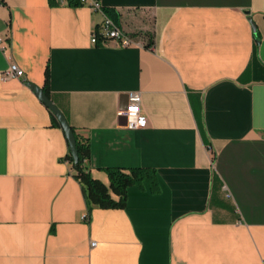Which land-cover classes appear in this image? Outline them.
Listing matches in <instances>:
<instances>
[{
    "label": "crops",
    "instance_id": "crops-1",
    "mask_svg": "<svg viewBox=\"0 0 264 264\" xmlns=\"http://www.w3.org/2000/svg\"><path fill=\"white\" fill-rule=\"evenodd\" d=\"M101 1L1 0L0 264H264V0ZM106 15L137 42L93 43ZM47 69L95 178L155 170L125 206L88 202Z\"/></svg>",
    "mask_w": 264,
    "mask_h": 264
},
{
    "label": "trees",
    "instance_id": "trees-1",
    "mask_svg": "<svg viewBox=\"0 0 264 264\" xmlns=\"http://www.w3.org/2000/svg\"><path fill=\"white\" fill-rule=\"evenodd\" d=\"M49 72L46 70V83L44 85L45 92L49 95ZM54 120L58 123L59 120L54 115ZM76 140L77 149L79 153V160L74 162L71 151L68 153V159L72 162L74 168L77 170L76 176L83 184L88 202L97 204L101 207H123L127 202V194L129 187L136 183L142 184L143 181L148 180L151 183L152 177L155 175V170L147 167H132L128 171L122 167H108L107 172L110 178V185L105 184L102 180L95 178L87 167V160L90 157V142L85 136H82L72 126ZM112 193L119 196L116 199Z\"/></svg>",
    "mask_w": 264,
    "mask_h": 264
},
{
    "label": "built area",
    "instance_id": "built-area-1",
    "mask_svg": "<svg viewBox=\"0 0 264 264\" xmlns=\"http://www.w3.org/2000/svg\"><path fill=\"white\" fill-rule=\"evenodd\" d=\"M59 1L63 3L66 0ZM78 2L80 4H86L90 6V8L93 10H103V4L101 0H78ZM100 28V31H96L92 34V42L95 44H105L111 39L116 40L122 46H129L137 42V40L132 35L118 27L114 20L107 15L101 23ZM23 75L24 70L16 63L11 64L6 71V76L22 77ZM129 100L131 101V104L126 108L125 111H122V113L126 114L128 117V126L130 128H140L146 126L148 123V118L142 113L140 94L137 92H132L129 95ZM96 243V241H92L91 245L94 246Z\"/></svg>",
    "mask_w": 264,
    "mask_h": 264
},
{
    "label": "water",
    "instance_id": "water-1",
    "mask_svg": "<svg viewBox=\"0 0 264 264\" xmlns=\"http://www.w3.org/2000/svg\"><path fill=\"white\" fill-rule=\"evenodd\" d=\"M28 85L34 90V92L37 94L40 100H42L51 109V111L55 114V116L61 123L65 131L66 137L68 139L69 149L72 153L74 162L77 163L79 160V153L77 149L76 136L64 112L57 106V104L53 101V99L45 92L43 87L33 82H28Z\"/></svg>",
    "mask_w": 264,
    "mask_h": 264
}]
</instances>
